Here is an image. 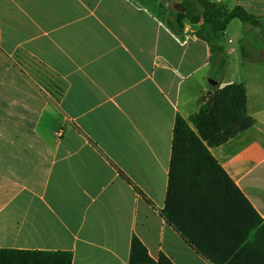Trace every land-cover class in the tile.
<instances>
[{"label":"crops","instance_id":"obj_1","mask_svg":"<svg viewBox=\"0 0 264 264\" xmlns=\"http://www.w3.org/2000/svg\"><path fill=\"white\" fill-rule=\"evenodd\" d=\"M182 1L0 0V249L128 264L135 236L153 260L212 264L159 212L176 114L230 84L253 125L209 151L264 224V51L244 40L240 61L226 39L235 65L214 76L198 25L166 26ZM209 1L264 29V0Z\"/></svg>","mask_w":264,"mask_h":264},{"label":"trees","instance_id":"obj_2","mask_svg":"<svg viewBox=\"0 0 264 264\" xmlns=\"http://www.w3.org/2000/svg\"><path fill=\"white\" fill-rule=\"evenodd\" d=\"M184 13L169 12L166 26L181 33L183 20L198 25L195 35L209 49L214 76L228 60L224 32L232 20L260 28L259 20L241 7L224 10L209 0H183ZM264 37V32L261 33ZM243 57L245 48L241 47ZM214 80V78H213ZM253 125L247 115L241 84L226 85L202 99L199 111L188 119L176 114L164 207L165 222L212 264H264V224L224 172L209 149L239 136ZM241 217L243 218L240 221ZM63 251L0 249V264H71ZM128 264H173L160 254L151 259L133 236Z\"/></svg>","mask_w":264,"mask_h":264},{"label":"rangeland","instance_id":"obj_3","mask_svg":"<svg viewBox=\"0 0 264 264\" xmlns=\"http://www.w3.org/2000/svg\"><path fill=\"white\" fill-rule=\"evenodd\" d=\"M244 23H241L238 20H232L228 26L225 29L224 32V42H223V47L226 45V39H231L234 42V46L236 48V52L233 55L234 57L237 56V58L242 61L243 54L241 52V47H244V40H246L247 44L253 48H256L257 50L264 51V37L259 36V33L261 34L264 32V29L258 28V29H252L254 34H246L241 28L243 26H249L248 24L243 25ZM244 27V28H245ZM227 57V60H229L230 64L232 66L235 65L234 57ZM246 56V53H245Z\"/></svg>","mask_w":264,"mask_h":264},{"label":"water","instance_id":"obj_4","mask_svg":"<svg viewBox=\"0 0 264 264\" xmlns=\"http://www.w3.org/2000/svg\"><path fill=\"white\" fill-rule=\"evenodd\" d=\"M171 10L175 13L180 14L185 12V8L179 3H171Z\"/></svg>","mask_w":264,"mask_h":264}]
</instances>
